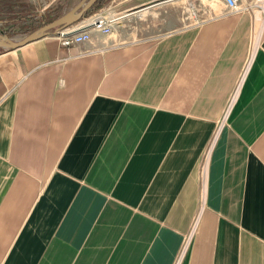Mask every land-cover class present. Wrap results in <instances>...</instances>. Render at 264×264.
<instances>
[{"label":"crops","instance_id":"1","mask_svg":"<svg viewBox=\"0 0 264 264\" xmlns=\"http://www.w3.org/2000/svg\"><path fill=\"white\" fill-rule=\"evenodd\" d=\"M83 1L0 0V22ZM182 1L0 46V264H264V16L213 0L178 26ZM155 7L174 24L120 39Z\"/></svg>","mask_w":264,"mask_h":264},{"label":"rangeland","instance_id":"2","mask_svg":"<svg viewBox=\"0 0 264 264\" xmlns=\"http://www.w3.org/2000/svg\"><path fill=\"white\" fill-rule=\"evenodd\" d=\"M213 0H185L181 3V10L179 15V20L176 24L178 26H183L188 23L197 22L202 18L208 17L213 14L212 3ZM91 10V9H90ZM89 10V11H90ZM88 11V12H89ZM86 12V13H88ZM25 13V12H22ZM36 13V12H35ZM32 13V14H35ZM85 13V14H86ZM14 14L7 13L5 18L12 19ZM144 19H141L136 24L135 28H130L126 30L121 35L120 39L130 40V39H139L141 37H155L156 35L162 34L163 30L169 28L170 25L174 24L171 20L168 23H162V12L161 7H155L145 13L143 16ZM3 27L2 31L8 27L7 23L1 25ZM18 27L16 28V30ZM121 40V41H122Z\"/></svg>","mask_w":264,"mask_h":264},{"label":"built area","instance_id":"3","mask_svg":"<svg viewBox=\"0 0 264 264\" xmlns=\"http://www.w3.org/2000/svg\"><path fill=\"white\" fill-rule=\"evenodd\" d=\"M240 1L241 0H223L226 10H228L229 13L247 9L264 16V0H254L252 4L245 7L240 6ZM115 20V17H108L101 11H95L87 17H83V19L75 26L76 28H84V30H81L80 33L71 34L65 28L64 30L56 31L55 36L59 40L60 44L64 46L72 43H81V41L89 40L91 30H97L101 33L109 34Z\"/></svg>","mask_w":264,"mask_h":264},{"label":"water","instance_id":"4","mask_svg":"<svg viewBox=\"0 0 264 264\" xmlns=\"http://www.w3.org/2000/svg\"><path fill=\"white\" fill-rule=\"evenodd\" d=\"M98 0H84L80 6L66 12L64 15L57 17L51 20L49 23L43 24L35 30H32L27 35H25L21 40L16 41L9 37L7 34H3L0 32V46L1 47H11L15 48L21 46V44L34 41L39 37H42L49 33L50 29L56 31L64 30L66 27L76 26L80 20L83 19V16L86 12H88L91 8L95 6ZM2 23L0 22V25Z\"/></svg>","mask_w":264,"mask_h":264},{"label":"trees","instance_id":"5","mask_svg":"<svg viewBox=\"0 0 264 264\" xmlns=\"http://www.w3.org/2000/svg\"><path fill=\"white\" fill-rule=\"evenodd\" d=\"M102 3V0H98V2L95 4L93 8H91L90 11L94 10L96 7L100 6ZM89 11V12H90ZM58 13L56 11H53L51 15L53 16H38V14H32V13H25L17 15L16 17H13L12 19H9V21H5V23L9 24V26L5 29L6 33L9 35L15 34V33H21V32H27L35 30V28L46 24L50 21L51 18L58 17ZM19 27V29L15 30L14 28Z\"/></svg>","mask_w":264,"mask_h":264}]
</instances>
